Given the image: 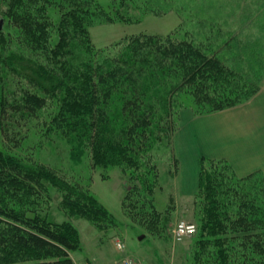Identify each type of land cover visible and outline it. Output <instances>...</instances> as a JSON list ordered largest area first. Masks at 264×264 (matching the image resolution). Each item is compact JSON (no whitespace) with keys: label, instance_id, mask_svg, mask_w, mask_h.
<instances>
[{"label":"trees","instance_id":"1","mask_svg":"<svg viewBox=\"0 0 264 264\" xmlns=\"http://www.w3.org/2000/svg\"><path fill=\"white\" fill-rule=\"evenodd\" d=\"M1 3L6 25H12L10 29L3 25L0 30V49L3 47L0 81L4 90L0 96V137L5 142L19 143L27 123L39 116L47 100L53 99L59 108L53 119L54 130L73 146L78 139L91 142L101 135L102 130L95 122L104 124L109 117L124 116L127 121L124 145L98 141L91 148L96 162L136 170L140 167L139 158L153 142L166 141L176 130L178 114L174 116L172 101L176 93L187 91L195 105L193 114L200 116L237 106L257 92L254 88L241 93L240 101L232 87L233 70L222 59L193 41L173 35L133 36L111 58L98 63L86 32L96 0H1ZM114 3L128 7L126 0ZM23 5H30V15H16ZM132 7L133 13L126 8L123 14L116 13L117 18L137 21L136 6ZM43 11L56 36L52 50L43 54L45 60L6 53V36L17 42L25 37L34 50L39 48L37 45L41 47L42 35L49 33L46 24L40 22L45 17L37 18L35 14ZM150 96L156 99L157 107L144 108ZM111 105L118 107L116 115L109 112ZM163 120L168 127L166 134ZM0 168V225L2 215L13 220L5 230L0 226L3 262L15 264L31 259L39 264H75L70 252L79 243L70 224H53L31 214L20 218L14 215V208L5 213L3 205L11 200L21 207L28 198L40 197L41 179H45L69 189L64 191L71 196L65 199V207L92 221L108 219L104 207L89 193L79 194L68 188L50 170L41 168L36 173L1 152ZM197 183L200 197L196 208L200 218L199 225L195 224L196 233L189 237L195 238L193 245L205 249L212 246L215 264H234L236 259H244L242 264H264L262 178L237 177L224 160L201 156ZM122 203L124 211L133 218L135 213L127 196ZM142 214L153 220L148 212ZM260 254L263 260L258 258ZM246 258L251 261L246 262Z\"/></svg>","mask_w":264,"mask_h":264},{"label":"rangeland","instance_id":"2","mask_svg":"<svg viewBox=\"0 0 264 264\" xmlns=\"http://www.w3.org/2000/svg\"><path fill=\"white\" fill-rule=\"evenodd\" d=\"M96 1L86 32L98 63L111 58L133 36L173 35L177 39L193 41L222 59L233 70L235 79L232 87L240 101L243 100L241 93L264 88V0H126L128 7L115 4L114 0ZM131 4L136 6L135 14L139 15V19L119 20L117 12L123 14L127 8L128 12L133 13L135 8ZM29 6L19 7L16 15L24 17L29 14ZM3 9L0 0V20L5 18ZM35 16L45 17L40 22L46 24V32L49 33L42 35L44 43H41V47L37 45L39 48L34 50L25 37L17 42L6 36V53L45 60L43 54L52 50L56 36L52 34L51 25H47L45 11ZM6 23L7 20H4L3 25L12 28ZM3 91V81H0V96H3ZM47 101L39 116L30 120L22 130L19 143L5 142L0 137L1 154L12 157L21 166L36 173L41 168L50 170L68 188L79 194L92 195L109 217L98 223L75 212L73 208L65 207V199L71 196L64 191L69 189L55 186L45 179H41L43 190L38 195L40 197L28 198L21 207L7 200L3 205L5 213L14 208V215L20 218L31 214L53 224H70L76 231L79 243L78 248L70 252L75 264H115L124 259L142 264H215V249L212 246L206 249L201 247L203 250L199 251L201 248L193 245L195 238L174 239V228L178 222L199 225L200 218L196 208V200L200 197L196 173V185L191 188L188 180L191 174L187 167L181 166L179 148L175 145L177 130L183 121L191 119L189 115L193 114L195 108L187 91L176 93L172 100L174 116L178 114L175 117L176 130L166 141L153 142L151 148L139 158L140 167L136 170L96 162L98 160L91 148L93 142L98 141L124 145L122 140L127 126L124 116L109 117L104 124L95 122L102 130L101 135L98 134L91 142L78 139L73 146L54 130L53 119L59 111L58 103L53 99ZM156 103V99L150 96L144 108L157 107ZM117 108L111 105L109 112L116 115L114 112ZM165 120L162 123L163 133L166 134L168 127ZM195 122L196 129L202 132L199 144L203 153L208 149L209 123L204 117ZM92 135H95V131ZM216 145V149H223L222 141ZM210 148L209 151H212V146ZM125 196L136 217L132 218L124 211L122 202ZM143 212L151 214L153 220L144 218ZM2 216L3 224L0 226L1 230H5L13 220L9 215ZM149 226L153 229H149ZM141 235L144 237L139 240ZM116 242L122 244L121 250L116 247ZM258 258L263 260L262 254ZM243 260L236 259L234 264H242ZM249 261L246 258V262ZM0 264H8L3 262V251H0ZM15 264L39 263L29 259Z\"/></svg>","mask_w":264,"mask_h":264},{"label":"crops","instance_id":"3","mask_svg":"<svg viewBox=\"0 0 264 264\" xmlns=\"http://www.w3.org/2000/svg\"><path fill=\"white\" fill-rule=\"evenodd\" d=\"M177 130L175 145L179 148L181 166L188 168L191 188L196 185L199 155L224 160L240 178L257 175L264 183V88L249 100L219 112L193 116ZM204 117L209 123L208 149L202 153V132L196 129L198 119ZM183 120V119H182ZM222 141L223 149H216ZM212 146V151H209ZM208 152V153H207ZM194 173L195 177H194ZM194 183V185H193Z\"/></svg>","mask_w":264,"mask_h":264},{"label":"built area","instance_id":"4","mask_svg":"<svg viewBox=\"0 0 264 264\" xmlns=\"http://www.w3.org/2000/svg\"><path fill=\"white\" fill-rule=\"evenodd\" d=\"M196 233V226L194 224L187 223L185 221H180L176 224L174 228V239L176 241H182L186 238L192 237ZM116 247L121 250L123 248L120 242H116ZM89 264H97L96 262H91ZM115 264H142L132 259H124Z\"/></svg>","mask_w":264,"mask_h":264},{"label":"water","instance_id":"5","mask_svg":"<svg viewBox=\"0 0 264 264\" xmlns=\"http://www.w3.org/2000/svg\"><path fill=\"white\" fill-rule=\"evenodd\" d=\"M2 26H3V20H0V30L2 29ZM143 235L139 236V240H142L143 239Z\"/></svg>","mask_w":264,"mask_h":264}]
</instances>
